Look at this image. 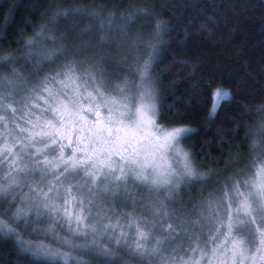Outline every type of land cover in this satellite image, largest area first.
<instances>
[{
	"label": "snow or ice",
	"instance_id": "6c2138e0",
	"mask_svg": "<svg viewBox=\"0 0 264 264\" xmlns=\"http://www.w3.org/2000/svg\"><path fill=\"white\" fill-rule=\"evenodd\" d=\"M42 35L26 42L29 59L41 54L33 45ZM148 46V58L135 66L138 81L110 84L100 62L93 66L91 60L63 63L35 84L14 65L10 75L0 73V236H15L23 252L52 264L71 259L60 246L45 243L65 229L71 238L60 245L67 249L108 255L111 249L101 248L107 238L141 264H264V141L253 143V152L261 150L245 169L192 212L169 209L182 185L206 177L197 171L194 153L182 147L194 129L158 123L150 69L160 43ZM58 52L63 50L44 59ZM8 62L10 56H0V67ZM176 64L187 67L188 61H173L167 70ZM209 98L214 116L230 93L216 89ZM256 131L264 133V125ZM138 189L147 191L150 219L135 214ZM121 194L131 199L133 211L117 215ZM21 221L37 225L38 243L18 231Z\"/></svg>",
	"mask_w": 264,
	"mask_h": 264
},
{
	"label": "trees",
	"instance_id": "16d2710c",
	"mask_svg": "<svg viewBox=\"0 0 264 264\" xmlns=\"http://www.w3.org/2000/svg\"><path fill=\"white\" fill-rule=\"evenodd\" d=\"M41 30L39 43L50 52L80 54L78 48L86 43L103 40L109 50L142 52L146 60L152 51L149 43H160L150 69L158 94V123L194 129L182 142L194 153L197 171L207 178L234 176L264 148L261 144L252 151L254 142L264 141V133L256 131L264 125V0H0V56L26 50V42ZM180 60L188 66L176 64L167 70ZM40 63L35 75L28 76L29 83L49 74L50 61ZM209 81L212 87L206 88ZM219 88L230 98L210 116L209 97ZM34 240L39 242L36 236ZM47 243L71 257L67 264H141L114 241L101 245L111 249L108 255L67 249L59 241ZM0 264L52 262L34 260L15 236H0ZM56 264L66 262L62 258Z\"/></svg>",
	"mask_w": 264,
	"mask_h": 264
},
{
	"label": "rangeland",
	"instance_id": "374dc122",
	"mask_svg": "<svg viewBox=\"0 0 264 264\" xmlns=\"http://www.w3.org/2000/svg\"><path fill=\"white\" fill-rule=\"evenodd\" d=\"M86 45H87L86 47L83 46L78 48L80 54L75 53V51H63L62 54L58 52L57 56L54 59L51 60L46 59L50 61V65L52 66L51 68H49L50 71H48L47 69L48 73L54 71L61 64L66 63L68 61L75 60L77 62H81V61L91 60L93 62V66H95L97 62H100V66L103 69L105 78L107 82H109L110 84L114 85L116 83H120L125 78H127L130 81L133 80L138 81L139 75L136 71L135 66L138 63L142 64L143 61H145L142 52L122 51L121 49L109 50L111 47L110 48L103 47L104 45H107V43L104 42L103 40L86 43ZM33 48L39 51L41 54L35 55L31 59L28 58V49L21 50V52H18L17 54L6 55L5 57L10 56V62L0 67V73H2L5 76L10 75L13 71V65H14L15 71L19 73L20 77H22L25 80H27L30 74L35 75L38 66L40 67L39 65L41 64L40 62L44 59V55H46L50 51H46L44 44L39 42L36 43V45L34 44ZM86 49L88 50L85 51ZM75 55H83L84 57L82 56L75 57ZM58 58H60V62H58L59 61ZM88 66L89 65L87 63L84 64V67H88ZM29 84H35V82ZM159 125L161 124L159 123ZM182 147L185 150H187L183 145V142H182ZM5 170H6V166H5ZM205 177L206 178L203 180L192 182L191 184H188L186 186L182 185L181 190L178 192L176 197L169 202L168 204L169 209L170 210L175 209L177 211L183 210L184 212H192L195 205H197L202 200H206L210 193H215L218 190L222 189L224 182L233 176L231 174H228V176L217 178L215 180L209 179L207 178V176ZM24 191H27V188H25ZM195 192L197 193V195L195 194ZM137 196L139 197V199L135 205V214L137 216L143 215L146 219H150L151 209L147 205L148 196L146 189H138ZM185 205H187V207H185ZM119 206H122L123 208L129 207V210L121 211ZM4 208H7L6 204L4 205ZM132 211H133V204L131 199L125 200L123 198V194H121V196L115 200L114 212L117 215H119L121 213L132 212ZM193 218H195V216H193ZM45 226H46V220L42 221L40 225H38V227L40 228H43ZM34 227H37V225L30 223L26 226L25 223L21 221L18 227V231L21 232L23 236L27 235L29 238L34 239L35 236L33 235ZM164 227L167 228V225L165 224ZM130 231H131V238L134 239L135 228H132ZM63 239H69L67 235V231L65 230L60 231L59 239L52 238L51 236H49L45 240V242L46 243L49 241L60 242ZM105 240H107V238ZM79 242H82V238L79 239Z\"/></svg>",
	"mask_w": 264,
	"mask_h": 264
},
{
	"label": "bare ground",
	"instance_id": "6f19581e",
	"mask_svg": "<svg viewBox=\"0 0 264 264\" xmlns=\"http://www.w3.org/2000/svg\"><path fill=\"white\" fill-rule=\"evenodd\" d=\"M136 19V18H135ZM137 20V19H136ZM129 24V23H128ZM134 26V25H133ZM134 27H136V26H134ZM114 32V31H113ZM146 32V31H145ZM102 33V32H101ZM147 33V32H146ZM109 34V33H108ZM107 34V35H108ZM117 34V33H116ZM121 33H118V35H120ZM101 35H103V34H101ZM107 35H103V36H105L106 38H108V36ZM110 36V35H109ZM111 36H113V35H111ZM115 37H117V35L115 36ZM105 38V39H106ZM111 38V37H110ZM113 38V37H112ZM118 38V37H117ZM122 38V37H121ZM221 89V88H220ZM225 90V89H224ZM15 244V243H14Z\"/></svg>",
	"mask_w": 264,
	"mask_h": 264
}]
</instances>
